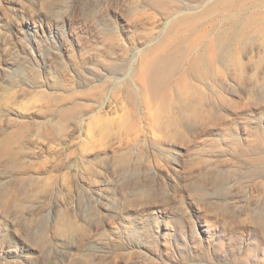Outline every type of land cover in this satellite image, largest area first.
I'll return each instance as SVG.
<instances>
[{
	"label": "rangeland",
	"instance_id": "374dc122",
	"mask_svg": "<svg viewBox=\"0 0 264 264\" xmlns=\"http://www.w3.org/2000/svg\"><path fill=\"white\" fill-rule=\"evenodd\" d=\"M116 1L122 9L130 2L0 0V104L23 144L19 165L0 164V193L19 200L0 204V264H264L258 20L244 38L231 33L240 64L231 62L228 76L174 68V89L188 74L203 100L198 93L160 117L138 97L131 121L120 96L102 112L115 120L105 125L97 113L72 117L62 109L73 103L59 104L62 95L87 91L84 80L107 77L105 63L81 64L91 30L107 28L83 9L92 2L98 15L123 23Z\"/></svg>",
	"mask_w": 264,
	"mask_h": 264
},
{
	"label": "bare ground",
	"instance_id": "6f19581e",
	"mask_svg": "<svg viewBox=\"0 0 264 264\" xmlns=\"http://www.w3.org/2000/svg\"><path fill=\"white\" fill-rule=\"evenodd\" d=\"M116 3L114 6L121 12L119 14L123 23L117 22V15L113 18L98 15V7L92 2H87L84 6L83 15H95L98 22L107 28L96 33L92 29L91 40L84 39L86 44L93 43L88 50L90 55L81 64L101 66L105 63L106 66L103 67L108 73L106 78L98 77L101 80L99 84L89 79L84 80L89 89L82 94L62 95L59 106L72 102V105H66L62 109L63 113H72V117H79L83 112L90 111L97 113V120L110 125L115 120L105 117L102 112H106L115 102L118 103L120 96L130 105L128 114L131 121L135 119L138 97L155 108L160 117H164L170 108L180 102L196 98L198 93L203 100L204 93L192 83L189 75L209 79L220 74L228 76L231 62L240 64L236 47L234 44V47L231 46L234 33L241 35L242 32L243 36L240 38L246 37L249 27L256 20L260 24V31L264 33V0H130L124 9L119 2ZM251 8L256 9L250 11ZM240 38L234 40L238 41ZM137 59L138 70L131 72L130 63ZM219 63L226 70L221 71ZM183 66H187L189 75L180 74V86L174 89V68L178 71ZM59 74L66 77L65 71ZM109 90L110 96L106 97ZM172 90H176L177 102L171 100ZM5 94L2 93L3 98ZM79 95L92 102L86 105L77 101ZM187 106L195 108L192 103ZM3 107L0 104V164L4 162L13 167L19 165L21 160L20 147L23 144L21 145L19 136L22 129L9 130L11 118L5 116ZM60 115L58 114V119L61 118ZM54 119L55 117L49 121ZM2 122L5 123L4 126ZM52 134V131L46 130L43 135L48 139ZM9 196L7 193H0V204L5 207L14 203L19 205L17 197Z\"/></svg>",
	"mask_w": 264,
	"mask_h": 264
}]
</instances>
